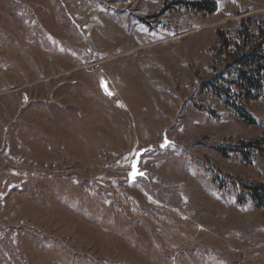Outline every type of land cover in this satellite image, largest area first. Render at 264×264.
Returning <instances> with one entry per match:
<instances>
[{
	"label": "rangeland",
	"instance_id": "374dc122",
	"mask_svg": "<svg viewBox=\"0 0 264 264\" xmlns=\"http://www.w3.org/2000/svg\"><path fill=\"white\" fill-rule=\"evenodd\" d=\"M243 23L264 0H0V264H264Z\"/></svg>",
	"mask_w": 264,
	"mask_h": 264
},
{
	"label": "trees",
	"instance_id": "16d2710c",
	"mask_svg": "<svg viewBox=\"0 0 264 264\" xmlns=\"http://www.w3.org/2000/svg\"><path fill=\"white\" fill-rule=\"evenodd\" d=\"M210 5L212 6L210 11L213 12L216 7L212 3ZM242 28L241 36L243 42L240 45L241 55L237 60L238 66L235 68V72L243 84L250 89L260 91L264 87V25L263 23H259L256 31L258 32L256 44L249 50L246 49V46L250 43L249 26L243 23Z\"/></svg>",
	"mask_w": 264,
	"mask_h": 264
},
{
	"label": "water",
	"instance_id": "95a60500",
	"mask_svg": "<svg viewBox=\"0 0 264 264\" xmlns=\"http://www.w3.org/2000/svg\"><path fill=\"white\" fill-rule=\"evenodd\" d=\"M167 144H168V141L160 144V147L164 148ZM145 153H146V149H142L136 154L135 158L133 159L132 164H131V171L129 172V175H128V178L130 181H134L138 177L145 175V171L140 169L141 159Z\"/></svg>",
	"mask_w": 264,
	"mask_h": 264
}]
</instances>
